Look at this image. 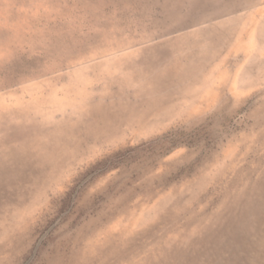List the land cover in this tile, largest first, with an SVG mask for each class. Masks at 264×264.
I'll return each instance as SVG.
<instances>
[{"label": "rangeland", "instance_id": "obj_1", "mask_svg": "<svg viewBox=\"0 0 264 264\" xmlns=\"http://www.w3.org/2000/svg\"><path fill=\"white\" fill-rule=\"evenodd\" d=\"M0 264H264V0H0Z\"/></svg>", "mask_w": 264, "mask_h": 264}]
</instances>
